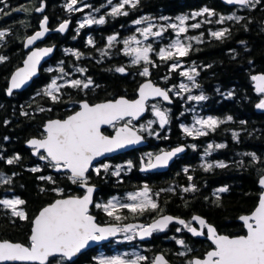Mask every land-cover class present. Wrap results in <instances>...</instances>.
Returning a JSON list of instances; mask_svg holds the SVG:
<instances>
[{"label": "trees", "instance_id": "16d2710c", "mask_svg": "<svg viewBox=\"0 0 264 264\" xmlns=\"http://www.w3.org/2000/svg\"><path fill=\"white\" fill-rule=\"evenodd\" d=\"M43 2L44 12H37L35 9L40 8ZM69 2L70 0H6L7 6L5 3H0V8L8 13L7 15L0 13V30H10L4 40L0 41V55L8 57L6 61L0 63V173L5 177H11V183H0V199L17 196L24 200L25 204L20 207L27 216L26 219L13 216L11 209L0 205V239L29 244L33 219L41 207L60 196L77 192L76 186L68 182L64 174H55V183H48L46 179H40L42 173L45 174L46 171H31L29 163L32 157L25 146L26 140L34 136L40 137L44 133L43 126L47 119L66 116L78 108L82 99L94 102L120 95L136 97L139 84L147 78L139 74L144 66L149 67V77L156 83L169 89L174 85L177 86L171 91L173 94L179 86V78H183L180 72L185 66L188 69L195 67L199 72L196 81L201 87L193 89L191 94L197 95L202 91L208 99L200 102L188 101L186 99L188 93H184L182 97L175 95L174 104L167 105L161 100L153 102L162 110L170 109L169 115L189 119L190 116L195 118L213 116L225 121L227 116L233 117L231 121L220 124L215 131L200 136V142H204L212 134L224 131L227 138L224 148L212 150L210 154L205 155V145L199 143L197 151L189 152L188 156L195 161L194 165L189 166L194 177L191 182L187 181L178 186L151 187L152 196L159 200V205H163V210L172 211L174 215L189 216L198 213L206 216L222 231L232 235L238 233L241 224L237 218L256 207L261 191L258 181L264 173V111L256 107L264 95L256 92L254 81L251 80L252 75L264 72V0H260L255 7L227 6L221 0H140L135 8L125 6L124 10L128 11L127 16L110 14L111 8L121 0H111V4L108 0H81V3L74 7L80 8L83 4H88L90 7L83 8V11L72 12L66 8ZM204 7L214 10L217 15L208 16L205 13L196 19L191 18L193 12ZM18 8L27 10L14 11ZM44 14L48 16L52 28L66 20H70L71 26L67 32H55L46 39L47 44H57L58 49L51 61L41 69V75L33 84L24 91L8 96L9 78L13 70L22 64L28 52L24 46L25 38L39 28ZM89 14L95 19L104 16L106 22L103 25L92 24L80 28V23ZM232 14L242 16L244 19L239 22L226 20L223 24L216 23L219 15ZM145 16L151 17L152 20L141 25L133 23ZM178 16L190 17L186 25L202 21L211 22L201 23L198 29L189 27L187 33L180 34L179 38L186 43L187 37L200 36L201 33L203 36L199 43L191 41L192 49L189 54L179 58L182 67L173 71L170 70V65L176 61H162L156 52L176 39V32L167 28L162 36L149 37L145 40L136 29L146 27L148 23L166 26L177 21ZM161 17H168V20H162ZM225 27L230 29L225 38L216 39L210 35L212 31ZM111 35H117V41H114L109 48L107 38ZM132 35L140 39L141 47L152 44L155 51L150 53V59L155 62V67L151 64L145 65L144 62L140 65L131 63L132 57L124 52L123 41ZM89 37L93 41L91 45L87 43ZM132 46L135 47V43ZM66 49L71 51H65ZM104 50H107V54L101 56ZM75 52L82 54L79 59L74 55ZM60 67H63L68 75L63 80L57 81L59 85H65L70 79L86 81L87 78H91L93 84L87 89L63 86L60 93H56L59 99L53 101L43 94V89L52 79L63 75L59 72ZM117 67H125L126 71L118 73L115 71ZM49 68L54 71H47ZM79 68H84L86 71L78 72ZM165 77L168 79H164ZM186 83L191 86L190 82ZM228 93L232 95L229 96ZM41 108L45 110L40 111ZM149 115H154L152 108ZM234 132L239 133L238 138H234ZM200 153L205 157L199 156ZM246 153H255L259 159L254 161L250 155H245ZM17 155L20 157L18 161L13 164L6 162ZM215 160L224 162L227 167L214 166L206 171L201 166L205 163L215 165ZM102 184L110 192L116 183L102 181ZM193 184L196 186L195 191H182L184 187ZM225 186L228 187V191L219 193L217 201L214 193ZM54 188L63 189V193L54 192ZM169 188H173L174 191H161ZM157 192L160 193L158 197L154 195ZM159 210L158 207L150 211ZM143 215L151 218L158 214ZM108 218L112 217L108 216ZM172 233L171 240L156 233L152 240L147 242L149 259L142 264H151L159 251L164 252L175 264H187L194 255L203 253L204 249L199 245L200 240L184 231ZM174 237H185L188 246L183 249L173 240ZM93 250L82 253L74 262L59 257L53 258L51 264H99L95 258H92Z\"/></svg>", "mask_w": 264, "mask_h": 264}, {"label": "snow or ice", "instance_id": "6c2138e0", "mask_svg": "<svg viewBox=\"0 0 264 264\" xmlns=\"http://www.w3.org/2000/svg\"><path fill=\"white\" fill-rule=\"evenodd\" d=\"M140 0H121V2L111 8L112 16H127L128 11H125V6H131L135 8L139 4ZM228 4H236L241 7H255L260 3V0H226ZM0 3H5L6 0H0ZM81 0H70L67 3L66 8L69 12L83 11V8H88L90 5L83 4L82 7H74ZM111 4V0H108ZM7 6V5H6ZM27 9L18 8L14 11H26ZM37 12L43 11V6L35 9ZM99 11V9H96ZM0 13L7 15L3 8H0ZM208 16L217 15L214 10L204 7L202 10L193 12L191 18L202 16L204 14ZM189 16H178L176 20L178 23H169L165 25H155L148 23L146 27L137 28L136 31L141 33L145 40L149 37H160L167 30V28L173 29L177 38L172 40L166 47H162L156 52V55L162 60H174L176 62L170 65V70H177L182 67L179 62V58L185 57L192 49L191 41L201 42L203 33L200 36L187 37V43L181 40L180 34L187 33L189 27L192 29H198L201 27V23H210L211 21H202L200 23H193L186 25V21L189 20ZM47 17H44L41 22V30L36 31L33 35L27 37L25 46L33 45L37 40L45 36L49 31L46 27ZM162 20H168V17H161ZM244 17L235 14L232 15H219L216 23L223 24L228 21H241ZM152 18L145 16L133 21L136 25H141L146 21H151ZM106 22L105 17L101 16L99 19H95L90 14L80 23L79 27L83 28L85 25L100 24L103 25ZM69 21H64L59 25L58 31L64 32L68 27ZM156 28V31L153 29ZM9 29L0 30V41L9 34ZM230 29L225 27L218 31H212L210 35L216 39H223L229 34ZM108 47L111 48L114 41H117V35H111L107 38ZM88 44H93L91 37L88 38ZM135 43L136 47L132 44ZM243 43V42H241ZM124 52L132 57L131 63L133 65H140L144 62L145 65L151 64L155 67V62L150 59V53L155 50L151 43L146 46L140 47L141 41L136 35H132L123 41ZM52 47L36 48L31 51L27 58L23 62V67L18 68L16 72L11 76L10 87L7 89L9 95L12 94L14 89L22 88L28 81L37 74L38 65L40 61L47 55L53 52ZM65 51H71L66 49ZM107 54V50L101 52V56ZM74 55L77 59L82 55L79 52H75ZM8 57L0 55V63L6 61ZM62 63V62H61ZM47 71H54L52 68ZM78 72L84 73L86 69L79 68ZM118 73H124L125 67H117L115 69ZM59 72L63 75L52 79L51 83L43 89V94L50 97L53 101H57L59 96L56 93H60L61 87L70 86L72 88L87 89L93 84L91 78H87L86 81L80 79H70L65 82V85H59L58 80H63L68 73L65 72L63 67L59 68ZM141 76L149 77L150 69L148 66H144L139 73ZM180 75L186 77L189 83L181 82L178 86V91L175 92L176 96H183L184 93H188L186 99L188 101H206L208 97L201 91L200 94H191L193 89H199L201 86L196 81V77L199 72L195 67L186 69L180 72ZM164 79H168L165 77ZM251 80L256 83V92L264 94V74L252 75ZM177 86H172L170 89H162L155 86L150 80L139 88V98L136 100H128L124 97L118 99L109 100L104 103L89 104L87 100L81 102L80 110L73 115L68 116L64 120H50L45 125V135L43 138H33L28 141L36 154L40 153V150H44V155L40 156L41 160L49 161L52 166L57 170H66L69 173L68 179L73 184L79 183L86 188V193L83 196H67L64 198L56 199L52 203L48 204L39 214L35 216L33 220V227L30 236V246H25L20 243H13L7 240L0 241V262L8 261H39L40 264H51L49 257H56L59 255L65 260L71 261L73 257L79 254L85 249L90 242L103 241L109 237L116 236L118 232L132 233V235H126L125 239L132 240L139 235L141 238L150 237L154 232L164 231L168 228L172 222H177L183 225L188 232L194 236H203L205 234L212 240L215 247L213 250L208 251L203 259L195 258L188 262V264H264V193L259 198L258 206L250 215L239 217L244 222L247 229L246 235H239L235 237H229L227 235L218 234L216 228L207 223V221L195 215L192 220L197 221L199 229L191 226V221H185L178 217L170 215H162L160 219L154 220L148 225H135L126 224L120 227L118 224L100 225L96 222V217L90 214V206L93 205V193L95 191L94 185L88 184V176L86 175L90 168H93L97 175L101 170L105 173L112 167L108 163H102L99 166H94L93 161L99 157L104 156L106 153L114 152L118 149L124 148L132 144H138L143 140V136L139 135L140 131L148 132L149 135H159L151 131L153 123L156 121H148L146 125H140L139 129L133 130L128 125L131 124V119L116 130L114 136H106L101 132L102 125H115V122L125 120L126 117L138 118L145 110V101L149 96L161 97L164 101L171 102L169 92L175 89ZM40 95V93H37ZM229 96L232 93H228ZM258 109H264V98L260 99L256 104ZM40 111L45 109L41 108ZM153 111L158 118V123L161 128L169 123L170 109H161L156 105H153ZM27 115V113H24ZM233 117L231 115L226 117V121H231ZM213 116H197L194 119V123L191 127L181 125L184 133L188 136L195 135L196 137L207 135L209 131H215L216 128L226 122ZM7 123V122H6ZM241 123H245L241 121ZM234 138H238L239 133H233ZM225 144H216L215 148H224ZM195 148V145H192ZM213 145L208 144L205 149V155L210 154L213 150ZM185 149L182 146H177L170 151H161L158 154L152 153L146 154L147 163L143 165L142 170L156 169L159 167H165L169 164V161L177 154L183 152ZM250 155L254 161L259 158L255 153H246ZM20 157L17 155L8 159V164H13L18 161ZM144 158H142L143 160ZM128 168L132 167V162H127ZM204 169L210 170L214 166L224 168L227 165L224 162L205 163L201 165ZM123 165H116L115 171L112 172L114 176H120V172L123 169ZM31 171H40L39 168H32ZM188 168L184 169L187 173ZM40 179H47L52 183V177H40ZM188 179L191 181L192 177ZM0 183H11V177H5L3 173H0ZM259 184L264 186V175L261 176ZM196 186L190 185L182 189L183 192L195 191ZM43 191V189H42ZM54 192L58 194L63 193V189L54 188ZM161 191H174L173 188L161 189ZM228 187H221L216 190L214 195L219 200V193L227 192ZM151 189L144 185L139 191L129 193V203H121L117 198L113 197L107 203L95 204L96 208H101L115 221L122 219L121 215L117 212L121 209H128L133 214L143 215L144 212L150 210H156L159 207L157 200L153 199L150 195ZM156 197L160 195L159 192L154 194ZM25 204V201L19 197L14 199H0V205L5 208H9L12 211V215L26 219V213L22 210L18 211L17 206ZM126 218V217H125ZM134 229H139L135 232ZM206 229V232H205ZM177 231H180L178 228ZM179 244L184 245V240H179ZM190 251V249H189ZM183 254V253H182ZM148 257L141 254H134L130 258L125 256H112L99 258V264H142V262L148 261ZM151 264H168V261L163 255L156 256Z\"/></svg>", "mask_w": 264, "mask_h": 264}, {"label": "flooded vegetation", "instance_id": "af4514ba", "mask_svg": "<svg viewBox=\"0 0 264 264\" xmlns=\"http://www.w3.org/2000/svg\"><path fill=\"white\" fill-rule=\"evenodd\" d=\"M181 82L186 83L189 81H187L186 77H183V78L180 77L178 80V85ZM173 95H174L173 100L175 102L176 96L175 94ZM80 102L81 100L79 101V103ZM174 102L172 104H174ZM79 107L80 105H78V108ZM78 108H76L72 112H69V114H67L66 116L58 117V118H66L71 113L77 111ZM129 119H131V124L129 125H132L136 127L137 129H139L140 125H146L147 122L150 120L156 121L155 123H153L151 131L154 133H159V135L158 136L149 135L148 132L140 131L145 136V138L149 141V143L146 146L136 148L131 151L124 152L119 155H115L113 157L106 158L95 165V166H99L102 163L110 164L112 167L109 169L107 173L101 170L100 174L97 175L94 169H92L88 173L87 175L88 184H93L98 187L95 193V199H94L93 205L91 206L90 213L96 215L98 221L101 224L117 223V224H120V227H123L130 221H141V222H144L145 225L149 224V222L152 219H154L157 215L152 216L151 218H146L145 215L133 214L128 209H121L117 212V214L121 215L122 219L120 221H115L113 218H108V215L103 211V209L96 208L94 205L97 203L99 204L107 203L113 197L117 198V200H119L120 202L122 201L121 203H127L126 200L124 199V196L126 194L141 190L144 185H147L151 189V187H154V186H157V187L178 186V185H181V184L183 185L184 183H187V181L191 182L188 179V177L191 176L192 179L194 177H193V171L189 166L190 164L194 165L195 161H193L192 157L188 156L189 152L193 150L197 151V148H198L197 146L199 145V143H202V145H205L204 146L205 149L207 148L208 144H212L214 146L213 147L214 151L215 149H217L215 148L216 144L226 145L227 143L226 132L224 131L223 132L220 131L222 133L212 134L204 142H200V136L199 137H196L195 135L188 136L187 134H185L183 129L181 128V125L183 124V125L191 127V125L194 123V119H195L194 116H190V119H189V118H185L182 116L175 117V116L169 115V123L166 124L163 128H161L158 123V118L155 115L148 114L147 116L137 121L133 118H125V120L117 121L115 122L114 126L110 125L108 127H105L103 130L105 133L112 135L119 126L124 125L126 121ZM44 135H45V131L40 137L43 138ZM181 144H185L187 146L188 148L187 152L177 156L176 159L171 163L168 169L164 171H144L142 170V167H143L142 161L144 160L145 164L147 163L146 154L152 153L153 155H155L161 151L170 150L173 147H176ZM192 145H195V148H193ZM28 149L32 157V159L30 160L31 162L29 163L31 168H39L40 171H46L45 174L42 173V176L52 177V180H54L55 174H64L68 182L72 183L70 179H68L69 173H67L66 170L57 171L49 161L40 159V156L45 154L44 151H40L39 154H33V148H28ZM192 155L195 156L194 153H192ZM201 155H203V153H200L199 156ZM201 157L204 158L205 156L203 155ZM142 158L144 159L142 160ZM195 159L197 160V158ZM187 160L193 161V162L189 163V161ZM128 161L132 162V167L130 169L128 168V165H127ZM215 162H220V160H215ZM116 165L124 166L120 172V176L112 175V172L116 170L115 169ZM185 168L189 169L187 173L184 172ZM46 181L48 183H52L51 181L47 179ZM102 181L103 183H110V184L116 183V184H115V187L110 192H108V189H106V187L103 186L104 184H102ZM74 185L77 188V192L74 194H67L66 196H69V195L82 196L85 194L86 188H84L79 183H76ZM261 192H262V188H261L260 194ZM150 195H152V191ZM153 199L157 200L159 204L158 199H156L155 197H153ZM159 209L160 210L156 212L146 211L143 214H158V215L165 214V213L175 214L172 211L163 210V205L162 206L159 205ZM194 214L196 213H192L189 216L186 215V216H180V217L185 218L186 222L191 221V226H196L197 228H199V224L196 221L192 220V217L194 216ZM176 216H179V215H176ZM237 220L241 224L240 225L241 227L239 228L238 233L233 234V235L247 234V229L245 227V224L242 223L239 220V218H237ZM207 221L211 224H214L219 233L229 234L219 229L218 226L214 222L210 221L208 218H207ZM178 228L180 229L181 232L184 231L185 233L190 234L191 236L200 240L199 245L202 246V248L204 249L202 254L194 255L191 260H193V258L196 256L204 257L208 251H210L211 249L215 247L214 243L211 241V239L208 237L207 234L203 236H194L193 234L188 232V230L184 228L183 225H180L177 222H172L168 226V228L165 229L164 231L155 232L153 237L155 236L156 233H159L163 235V238H167L171 240V237H172L171 235H173L172 232L177 231ZM138 230L139 229H134L135 232H138ZM205 232H206V229H205ZM126 235H132V233L120 232V234L117 237L113 238L109 243L95 247L91 253L92 256H94L92 258H95V260L99 262V258L101 257H112V256H117V255L125 256L127 254V257L130 258L132 255L137 254V253L148 257V249L146 247L148 244L147 243L148 241H145V242L140 241L138 235H136V237L132 240H127L125 239ZM229 235H232V234H229ZM173 240L177 243L179 240H184L185 242L184 245H181L178 243V245L182 246L183 249L186 248V245L188 246L185 237H174Z\"/></svg>", "mask_w": 264, "mask_h": 264}, {"label": "water", "instance_id": "95a60500", "mask_svg": "<svg viewBox=\"0 0 264 264\" xmlns=\"http://www.w3.org/2000/svg\"><path fill=\"white\" fill-rule=\"evenodd\" d=\"M221 1H222L225 5H227V6H238V5H236V4H228V3L226 2V0H221ZM42 6H43V11H40V12H44V10H45V3H43ZM239 6H240V5H239ZM45 17L48 18L47 15H46ZM43 19H44V18H43ZM43 19H42V21H43ZM42 21H41V22H42ZM66 21H69V20H66ZM62 23H63V22H62ZM60 24H61V23H60ZM60 24H59V25H60ZM59 25H58L57 27H55V28H52V27L49 26V19H47L46 27L49 29V31L45 34L44 37H42L41 39L37 40L33 45H30V46H27V47L25 46L27 37L33 35L36 31H40V30H41V23H40V27H39L36 31H34L33 33H31L30 35H28V36L25 38L24 46H25V49L28 50V53H27L26 57L24 58V60H25V59L27 58V56L31 53V51L35 50L36 48H47V47H52L54 50H53L52 53H50L49 55L45 56V57L40 61V64L38 65V71H37V74H36L34 77H32V79H31L30 81H28V83H26L22 88H20V89H14L13 92H12V94L15 93V92H21V91H24V90L28 89V88L33 84V82L35 81V79L38 78V77L41 75V69H42V67H43V66H44V65H45L50 59H52V58L55 56V54H56V52H57V49H58V45H57V44H41V43L44 42V41H46V39L48 38V36H49L50 34L55 33V32H56V33H57V32H60V31H58ZM70 26H71V22L69 21V24H68L67 29H66L64 32H60V33H65V32H67V31L69 30ZM24 60H23V62H24ZM23 62H22V64H21L19 67H17V68L12 72L11 76L16 72V70H17L18 68L23 67ZM257 74H264V72H258ZM257 74H256V75H257ZM11 76H10V78H9V82H8V87H7V89L10 87ZM149 80H150L155 86L167 90V88H165V87H163V86H161V85H159V84H156L152 78H147V79L143 80V81L141 82V84L139 85L138 90H137V93H138V94H137V96H136L135 98H129V97H127V96L120 95V96H118V97H116V98H114V99H118V98H120V97H124L125 99H128V100H136V99H138V98H139V88H140V86L143 85L144 83L148 82ZM254 85H255V87H256V83H255V82H254ZM12 94H11V95H12ZM7 95H8V96H11V95L8 94V92H7ZM169 96L171 97V102H169V101H164L161 97H152V96H149V97L146 99V101H145L146 110H145V111H144V112H143L138 118H133V119H135V120L137 121V120L142 119L143 117H145V116L147 115V113H148V111H149V102H150L151 100L162 99L165 103H173L174 100H173V97H172V95H171L170 92H169ZM114 99H106V100H101V101H97V102H94V103H91V102L88 101L87 99H84V100H87V102H88L89 104H97V103H104V102H106V101L114 100ZM84 100H82V101H84ZM82 101H81V102H82ZM80 105H81V104H80ZM79 110H80V108H79L77 111H79ZM260 110H261V111H264V109H260ZM77 111H75V112H77ZM75 112H73V113L70 114V115H73ZM70 115H68V116H70ZM68 116H67V117H68ZM67 117H66V118H67ZM66 118H58V117H56V118L48 119V120H46V122H45L43 128H44V130H45V125H46V123H47L48 121H50V120H64V119H66ZM126 118H128V117H126ZM108 126H110V125H102V126H101V132H102L104 135H106V136H110V137H111V136H114V135L116 134V131H115L112 135H109V134H107V133L104 132L103 129H104L105 127H108ZM122 126H123V125L119 126L118 128H120V127H122ZM128 126H129L130 128H132L133 130H136V129H137L136 127H134V126H132V125H128ZM118 128H117V129H118ZM117 129H116V130H117ZM138 134H139V135H142V136L144 137L143 140H142L140 143H138V144H132V145L126 146V147H124V148L118 149V150H116V151H114V152H111V153H106L104 156L99 157V158H97L96 160H94V161H93V165H96L97 163L101 162L102 160H104V159H106V158L113 157V156H115V155H119V154H121V153L128 152V151H131V150H133V149H136V148H140V147H144V146H146V145L148 144L149 141L145 138V136H144L142 133L139 132ZM33 138H37V139H39L40 137H36V136H34V137L29 138V139L25 142V145H26L27 147H29V148H33L31 145L28 144V141L31 140V139H33ZM178 146H182V147H184L185 150H184L183 152L177 154V156H179V155L184 154V153L187 152V149H188V148H187V146H186L185 144H181V145H178ZM176 147H177V146H176ZM173 148H175V147H173ZM173 148H172V149H173ZM170 150H171V149H170ZM170 150H164V151H170ZM40 151H43V149H41ZM159 153H160V152H159ZM33 154H36L34 148H33ZM177 156L173 157L172 160L169 161V164H168L167 166H165V167H159V168H156V169H148V170H144V171H164V170H166V169L169 168V166H170L171 163L176 159ZM142 162H143V165H144V164H145L144 160H143ZM92 169H93V168H90L89 171H88V173H89ZM88 173H87L86 175H88ZM262 175H264V173H263ZM262 175H261V176H262ZM261 176L259 177V180H260ZM89 185H93V184H89ZM258 185H259V187L262 188V192H261V194L264 193V186H261V185L259 184V181H258ZM94 186H95V191H94V193H93V202H94V199H95V193H96L97 188H98L96 185H94ZM85 193H86V192H85ZM69 196H76V195H69ZM82 196H83V195H82ZM260 196H261V195H260ZM64 197H67V196L58 197V198H56V199H60V198H64ZM56 199H55V200H56ZM53 201H54V200H53ZM53 201H52V202H53ZM52 202H50V203H52ZM50 203H48V204H50ZM258 203H259V201H258ZM258 203H257L256 207L258 206ZM48 204H46V205H44L43 207H41L40 210H42V208H44V207L47 206ZM256 207H255V208H256ZM255 208H254L251 212L243 213V214L239 215V217H241V216H245V215H250V214L255 210ZM40 210H39V211H40ZM90 210H91V206H90ZM39 211H38L37 215L39 214ZM90 214L93 215V216H95V217H96V222H97L98 224L102 225V226H103V225H108V224H117V223H105V224H101L100 222H98V220H97V216H96V215H94V214H92V213H90ZM162 215H170V216L178 217V218H180V219L185 220V218H183V217L176 216V215H173V214H171V213H165V214H160V215H158L157 217H155L153 220H151V221L149 222V224L152 223L154 220L160 219ZM195 215H198V216L204 218V219L207 221V218H206L205 216H203V215H201V214H198V213L194 214V216H195ZM34 218H35V217H34ZM33 220H34V219H33ZM239 220H240V219H239ZM240 221H241V220H240ZM174 222H175V221H174ZM196 222H197V221H196ZM241 222L244 223L243 221H241ZM197 223H198V222H197ZM207 223H209V222L207 221ZM127 224L145 225V223H144V222H141V221H130V222L127 223ZM170 224H171V223H170ZM170 224H169V225H170ZM209 224H211V223H209ZM118 225L120 226V224H118ZM147 225H148V224H147ZM211 225H213V226L216 228V226H215L214 224H211ZM32 227H33V224H32ZM193 227H196V226H193ZM196 228H197V227H196ZM197 229H199V228H197ZM216 230H217V228H216ZM138 231H139V230H138ZM217 232H218V230H217ZM119 234H120V232H118L116 236L109 237V238H107L106 240H103V241L90 242L89 245H88L85 249H83L79 254H77L75 257H73L72 260H71L70 262H74V261H76V260L80 257V255H81L82 253L88 251L89 249L95 248V247H97V246H99V245H103V244L109 243L113 238L117 237ZM153 234H154V233H153ZM153 234H152L150 237L141 238L139 235H138V237H139V239H140L141 241H149V240L152 239ZM191 234H192V233H191ZM218 234H221V235H227V236H229V237L239 236V235H229V234H226V233H219V232H218ZM243 235H246V234H243ZM30 236H31V235H30ZM4 240H7V241H10V242H13V243H20V244H23V245H25V246H30L29 244H26V243L21 242V241H16V240H11V239H0V241H4ZM211 241H212V240H211ZM213 249H214V248H213ZM213 249H211V250H213ZM211 250H210V251H211ZM159 255H163V256L165 257V259L168 261V264H175L174 262H172V261L167 257V255H166L164 252L160 251V252H158V253L156 254V256H159ZM57 256H59V255H57ZM156 256H155V257H156ZM205 256H206V255H205ZM205 256H204V257H205ZM204 257H194L193 259H195V258L203 259ZM51 258H53V257H49V261L51 260ZM22 262H26V263H37V264H40L39 261H8V262H0V264L22 263Z\"/></svg>", "mask_w": 264, "mask_h": 264}, {"label": "rangeland", "instance_id": "374dc122", "mask_svg": "<svg viewBox=\"0 0 264 264\" xmlns=\"http://www.w3.org/2000/svg\"><path fill=\"white\" fill-rule=\"evenodd\" d=\"M197 11H200V10H197ZM197 11H196V12H197ZM195 19H196V18H195ZM174 23H178V21H174ZM139 40H140V39H139ZM136 46H137V45H135V47H136ZM139 46L141 47V45H139ZM186 69H188L187 66H185L183 70H186ZM57 83H58V82H57ZM178 90H179V89L177 88V91H178ZM153 105H154V104L152 103V104L150 105V108H152V113L155 115V113H154V111H153ZM156 106H158V105H156ZM158 107H159V106H158ZM15 197H17V196L6 197V198H4V199H14ZM124 199L126 200L127 203L131 202V201L128 200V194H126V195L124 196ZM120 200H121V199H120ZM121 202H122V201H121ZM20 206H21V205H18V206H17V210H18V211H20V210L24 211L23 208L20 207Z\"/></svg>", "mask_w": 264, "mask_h": 264}]
</instances>
